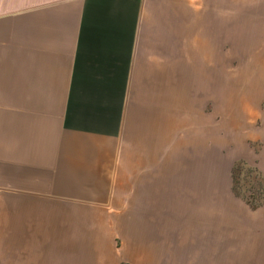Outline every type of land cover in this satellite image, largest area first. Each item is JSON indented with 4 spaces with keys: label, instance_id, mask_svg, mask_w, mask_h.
<instances>
[{
    "label": "crops",
    "instance_id": "0c3cea01",
    "mask_svg": "<svg viewBox=\"0 0 264 264\" xmlns=\"http://www.w3.org/2000/svg\"><path fill=\"white\" fill-rule=\"evenodd\" d=\"M148 1L0 0V264H264V232L199 213V99L187 67L152 64ZM146 190L175 214L110 213Z\"/></svg>",
    "mask_w": 264,
    "mask_h": 264
},
{
    "label": "rangeland",
    "instance_id": "374dc122",
    "mask_svg": "<svg viewBox=\"0 0 264 264\" xmlns=\"http://www.w3.org/2000/svg\"><path fill=\"white\" fill-rule=\"evenodd\" d=\"M147 7L152 64L168 72L187 67L190 98L199 99L198 107L190 102L189 108V166L201 154L198 161L213 170V181L204 185L199 213L214 218L215 230L260 236L264 232V0H149ZM216 79L221 89L218 110L204 87L207 80ZM202 127L208 135L204 144L193 139ZM212 130L219 132V139L209 134ZM238 160L247 165L241 163L240 183L234 189L232 168ZM172 193L179 195L180 190ZM139 196L110 208V213L175 214L170 207L152 208V190ZM258 204L262 206L254 207ZM148 225L152 231L166 224ZM205 227L212 229L208 223Z\"/></svg>",
    "mask_w": 264,
    "mask_h": 264
},
{
    "label": "trees",
    "instance_id": "16d2710c",
    "mask_svg": "<svg viewBox=\"0 0 264 264\" xmlns=\"http://www.w3.org/2000/svg\"><path fill=\"white\" fill-rule=\"evenodd\" d=\"M241 163H243L244 165H247V163L245 161H238L234 164L233 167V171H232V175H233V188L235 189V187H238L239 185V175H240V169H241ZM249 170H253V167L249 166ZM261 204L258 205H254V207H258Z\"/></svg>",
    "mask_w": 264,
    "mask_h": 264
}]
</instances>
